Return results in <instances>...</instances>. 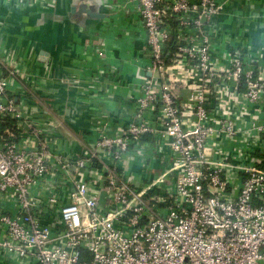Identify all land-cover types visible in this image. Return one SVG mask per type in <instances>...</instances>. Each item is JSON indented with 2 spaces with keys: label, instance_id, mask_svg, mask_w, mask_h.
<instances>
[{
  "label": "built area",
  "instance_id": "obj_1",
  "mask_svg": "<svg viewBox=\"0 0 264 264\" xmlns=\"http://www.w3.org/2000/svg\"><path fill=\"white\" fill-rule=\"evenodd\" d=\"M259 1L117 0L133 105L95 112L75 153L53 88L118 90L112 58L60 77L0 43V264H264V47L226 27Z\"/></svg>",
  "mask_w": 264,
  "mask_h": 264
},
{
  "label": "crops",
  "instance_id": "obj_2",
  "mask_svg": "<svg viewBox=\"0 0 264 264\" xmlns=\"http://www.w3.org/2000/svg\"><path fill=\"white\" fill-rule=\"evenodd\" d=\"M259 2L260 3L253 5L245 3V6L249 5L247 7V16L254 15L253 13H255V10L258 11V13H255L254 15V21L248 19L246 20V23H242L237 22L236 17L226 19V27L231 31L230 34L232 36H236L237 34L242 35L244 39H248L250 44L255 45L257 48L264 47V17L259 16V14L264 15V1ZM66 4L67 2H65V5ZM65 5L63 4L62 7L65 8ZM252 6H254V8ZM62 7H60V9ZM116 9L109 17L115 14L117 11ZM66 10L72 11L70 7H66ZM60 12L61 11L58 10L54 12H45L44 15L41 13L38 14L37 16L31 18L32 20L27 23V25H23L26 29H23L22 33L33 30V37L38 40V42L40 41L43 44V47L48 50L51 49V51L55 54L57 51L53 50V41L56 40L54 39L52 41L51 31L56 27L54 15H58ZM128 22L131 23L129 17L116 19L113 24L108 23L107 21L106 31L103 33V44L101 47L95 48L94 46H91L90 50L86 52L83 51L81 53H76L69 63V68L65 72L54 70L57 76L62 77L67 75V77H70L72 75L71 68L75 65V61L86 60L87 58H89L87 61L88 66L99 68L101 66L102 59L99 58L97 52L101 50L107 54V57L112 58V65H115L118 68V75L114 78L123 75L122 79H119L122 81V84H120L118 90L114 91L112 89V93H102L97 95L95 98H91V100L81 98L78 91L68 89L61 84H56L54 86L53 97L56 100V104L64 105L62 108H59L58 106L55 107V119L64 127V133L69 134L70 138L65 137L64 144L65 148L71 150L73 153L79 150V143L75 142L73 138H79L77 134H79L83 139L86 138L87 132H90L94 123L92 115L97 111L100 112V108L114 112L120 111L121 113L131 111V106L134 101L132 95L134 94L135 88L130 86L128 83H131L136 79V69H134L135 66H132L131 63L129 65L123 60L127 59L126 57H129L130 51L133 48L129 41H122V38L118 37L119 32H117L120 28L118 25H125L129 29ZM112 28H116V31ZM123 29L128 31L126 28ZM128 35L127 37L129 39L130 37ZM132 43H134V46L139 47V44L136 42ZM95 49L98 50L95 52ZM133 60L135 61L136 59L132 58L131 61ZM134 61L133 64L135 65L136 62ZM120 67L122 68L120 69ZM98 120H102L101 116H98ZM132 164L134 173H139L141 169L138 167V164L135 162Z\"/></svg>",
  "mask_w": 264,
  "mask_h": 264
},
{
  "label": "water",
  "instance_id": "obj_3",
  "mask_svg": "<svg viewBox=\"0 0 264 264\" xmlns=\"http://www.w3.org/2000/svg\"><path fill=\"white\" fill-rule=\"evenodd\" d=\"M117 6V0H46L15 8L0 29V43L44 68L65 72L76 53L86 52L91 46H102L107 20ZM66 7L72 11H67ZM58 10L60 14L54 15L56 27L51 31L52 41L56 40L53 41V50L57 51L54 54L33 37V30L25 33L22 30L26 29L23 25L38 14Z\"/></svg>",
  "mask_w": 264,
  "mask_h": 264
},
{
  "label": "rangeland",
  "instance_id": "obj_4",
  "mask_svg": "<svg viewBox=\"0 0 264 264\" xmlns=\"http://www.w3.org/2000/svg\"><path fill=\"white\" fill-rule=\"evenodd\" d=\"M173 73L177 74L179 76H182L184 78H187L190 75V72L185 71L180 65L171 69V74H173ZM220 95H222V94H220ZM222 102H223V106L225 107V113L227 115L230 114V112L233 111L234 105L227 100H223ZM195 122H196V120L193 119L191 123H195ZM188 125H190L188 122L184 123V127H187ZM217 140H219V139H217Z\"/></svg>",
  "mask_w": 264,
  "mask_h": 264
},
{
  "label": "flooded vegetation",
  "instance_id": "obj_5",
  "mask_svg": "<svg viewBox=\"0 0 264 264\" xmlns=\"http://www.w3.org/2000/svg\"><path fill=\"white\" fill-rule=\"evenodd\" d=\"M71 9V8H70ZM70 12V11H69ZM6 14H8V12L7 11H5V12H1L0 13V25L3 23V22H5V20H4V18H5V16H6ZM4 20V21H3Z\"/></svg>",
  "mask_w": 264,
  "mask_h": 264
},
{
  "label": "trees",
  "instance_id": "obj_6",
  "mask_svg": "<svg viewBox=\"0 0 264 264\" xmlns=\"http://www.w3.org/2000/svg\"><path fill=\"white\" fill-rule=\"evenodd\" d=\"M2 130V125L0 124V131Z\"/></svg>",
  "mask_w": 264,
  "mask_h": 264
}]
</instances>
